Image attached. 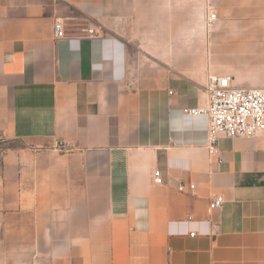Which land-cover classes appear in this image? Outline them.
<instances>
[{
    "label": "crops",
    "instance_id": "1",
    "mask_svg": "<svg viewBox=\"0 0 264 264\" xmlns=\"http://www.w3.org/2000/svg\"><path fill=\"white\" fill-rule=\"evenodd\" d=\"M210 77L264 88V0H0V264H264V139L184 112Z\"/></svg>",
    "mask_w": 264,
    "mask_h": 264
},
{
    "label": "built area",
    "instance_id": "2",
    "mask_svg": "<svg viewBox=\"0 0 264 264\" xmlns=\"http://www.w3.org/2000/svg\"><path fill=\"white\" fill-rule=\"evenodd\" d=\"M215 19V14L208 15L207 25ZM80 34L90 38L97 36L93 28H81ZM53 37H66L64 25L56 19L53 23ZM206 101L203 105L186 109L189 115H204L208 120L207 140L214 148L219 139L228 138H263L264 139V88L236 89L230 86L229 77H210L205 87ZM152 182L161 185L159 171L152 175ZM190 189L193 186L189 187ZM179 192L184 186L177 187ZM222 198L214 195L210 199L212 209H220Z\"/></svg>",
    "mask_w": 264,
    "mask_h": 264
},
{
    "label": "rangeland",
    "instance_id": "3",
    "mask_svg": "<svg viewBox=\"0 0 264 264\" xmlns=\"http://www.w3.org/2000/svg\"><path fill=\"white\" fill-rule=\"evenodd\" d=\"M11 146H14V143L6 141L0 137V154Z\"/></svg>",
    "mask_w": 264,
    "mask_h": 264
}]
</instances>
